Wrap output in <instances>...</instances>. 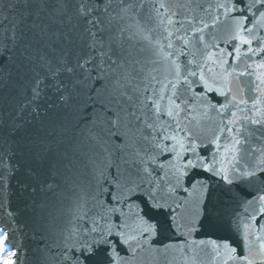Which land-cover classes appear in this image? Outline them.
Here are the masks:
<instances>
[{
	"label": "snow or ice",
	"instance_id": "obj_1",
	"mask_svg": "<svg viewBox=\"0 0 264 264\" xmlns=\"http://www.w3.org/2000/svg\"><path fill=\"white\" fill-rule=\"evenodd\" d=\"M0 264H264V0H0Z\"/></svg>",
	"mask_w": 264,
	"mask_h": 264
}]
</instances>
